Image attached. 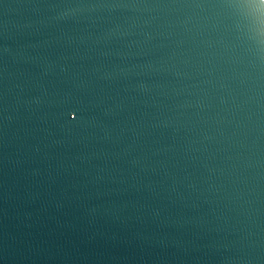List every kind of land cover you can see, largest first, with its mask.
<instances>
[{
	"label": "water",
	"instance_id": "1",
	"mask_svg": "<svg viewBox=\"0 0 264 264\" xmlns=\"http://www.w3.org/2000/svg\"><path fill=\"white\" fill-rule=\"evenodd\" d=\"M0 264H264V0H0Z\"/></svg>",
	"mask_w": 264,
	"mask_h": 264
}]
</instances>
